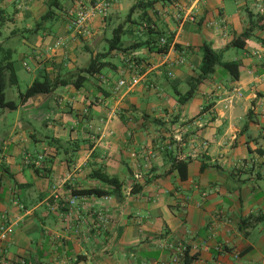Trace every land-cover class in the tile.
<instances>
[{
    "label": "crops",
    "instance_id": "obj_1",
    "mask_svg": "<svg viewBox=\"0 0 264 264\" xmlns=\"http://www.w3.org/2000/svg\"><path fill=\"white\" fill-rule=\"evenodd\" d=\"M124 1L83 37L70 30L76 0H60L44 22L52 0H0V63L11 51L19 81L17 41L33 76L28 87L70 78L109 45ZM179 12L195 21L178 20ZM142 14L140 23L132 17L134 30L124 25L122 42L147 40L153 24L156 41L172 37L167 54L113 52L111 75L0 109V224H14L0 264H184L175 261L179 248L198 255L193 264H264V14L255 0H179ZM247 31L244 48H229ZM61 39L66 47L56 48ZM204 42L239 63L240 78L219 67L181 104L200 74ZM121 80L127 85L116 90ZM15 112L24 117L10 124ZM40 156V166L28 162ZM174 161L188 162L185 180L171 171ZM97 169L123 183L122 198L72 195L108 188L90 177ZM134 185L142 190L132 193Z\"/></svg>",
    "mask_w": 264,
    "mask_h": 264
},
{
    "label": "trees",
    "instance_id": "obj_2",
    "mask_svg": "<svg viewBox=\"0 0 264 264\" xmlns=\"http://www.w3.org/2000/svg\"><path fill=\"white\" fill-rule=\"evenodd\" d=\"M82 1L85 5L94 4V0H76V4ZM179 0H147V1H139L137 2L129 11L128 20L131 21L137 10H141L143 12V16H147V11L149 9H153L157 4L168 5L177 3ZM112 4L115 3V0H111ZM48 12L43 16L41 22L50 20L54 18L55 10L60 9V0H52V2L48 5ZM111 9V8H110ZM76 10V9H75ZM108 16V15H107ZM106 16V17H107ZM71 21L74 18V13L71 14ZM106 17H100L102 19ZM98 18V17H97ZM95 20V19H94ZM40 25V23H39ZM147 30L150 31L146 34H149L145 41H139L131 44L130 46H125L122 42V37L125 34L124 25L120 24L115 30L112 39L109 40V49L107 52L98 53L97 55H92L91 60L87 67L79 69L76 74L71 76L70 78H58L54 81H51L47 78L37 79L35 80L25 92L20 93L19 102L9 101L6 99L5 91L7 86L9 85H18V77L15 72V68L13 63L11 62V51L4 50V60L0 63V109H8V110H17L19 106L24 105L30 98L39 95V94H51L55 92L60 87H66L68 85H72L76 89H81L87 82L90 81L91 78L99 76L103 70L107 68H112L114 65L111 62H107L106 59L113 53H123L128 54L129 52L136 51L141 48H148L151 51H155L159 54H167L172 45V37L162 36L155 40V29L153 24L147 27ZM153 34V35H150ZM249 32H245L242 36L237 37L229 46L244 48L246 46V40L249 37ZM165 38L166 43L161 45V39ZM158 42V43H157ZM202 53V65L200 68V74L198 77L193 78L190 81V89L184 94L180 95L179 102L184 104L190 101L197 87L202 84L210 75L214 74L217 68H222L226 72L230 73L234 79L240 78V64L236 62H225L223 60L224 51L214 50L212 45L208 42H204L201 46ZM8 61V62H6ZM145 120L149 119V116L144 114ZM151 122L153 124L158 125L160 123L159 119H152ZM55 144H57V148L63 147L61 146L60 141L53 140ZM78 147V145L76 146ZM77 149V148H76ZM74 150L76 152L77 150ZM70 162V161H68ZM187 167L188 162H177L174 161L173 168L171 171L178 170L181 178L185 180L187 178ZM91 178L97 179L102 184L106 185L108 188H90V189H81V190H72L73 196L85 195V196H96L99 198L107 197L109 195L118 196L120 198L123 197V183L115 176L108 175L101 171V169L94 170L90 175ZM142 190V186L134 185L132 189V193H137ZM197 254H191L189 249H186L184 253V264H193V262L197 259Z\"/></svg>",
    "mask_w": 264,
    "mask_h": 264
},
{
    "label": "built area",
    "instance_id": "obj_3",
    "mask_svg": "<svg viewBox=\"0 0 264 264\" xmlns=\"http://www.w3.org/2000/svg\"><path fill=\"white\" fill-rule=\"evenodd\" d=\"M118 0H115L117 2ZM257 3L258 10L260 14H264V0H255ZM112 6L111 0H94V4H87L85 5L82 1H79L77 3L76 10L72 12L74 13V18L71 21L70 30L73 32L76 36H88L90 34L89 30V24L97 18V17H106L109 13V10ZM178 20L184 21V20H191L195 21V15L187 12H179L176 15ZM166 43V39H161V45H164ZM67 42L63 39L59 40L56 44V48H62L66 47ZM172 75L171 73H169ZM127 85L126 80H121L116 88V90H119L122 87H125ZM43 157L40 156L37 160L31 161L28 159L29 163H33L37 167L41 165L43 162ZM13 222L6 217L3 218V221L0 224V242H5L10 238V235L12 233L13 229ZM186 249H180L177 253V258L175 261H184V253Z\"/></svg>",
    "mask_w": 264,
    "mask_h": 264
},
{
    "label": "rangeland",
    "instance_id": "obj_4",
    "mask_svg": "<svg viewBox=\"0 0 264 264\" xmlns=\"http://www.w3.org/2000/svg\"><path fill=\"white\" fill-rule=\"evenodd\" d=\"M137 2H139L138 0H125L124 1V4L122 5V7H121V11H120V14H119V19L117 20V22H116V24H114L112 27H111V29H109L108 31H107V35H108V38L109 39H112V37H113V35H114V30L120 25V24H123V25H127L128 26V29H135L136 28V25H134V24H130V22L129 21H127L128 20V14H129V11H130V9L134 6V3H137ZM133 5V6H132ZM141 11V10H140ZM139 16L138 15H135L134 14V16H133V19H134V21H137L138 23H140V21H139V18H138ZM4 29V31H3V36H7L8 35V30H7V27L5 28H3ZM14 30V29H13ZM23 35H26V34H23ZM4 40V39H3ZM13 47H14V49L15 50H18V52H17V54H15V56H14V59H15V61H16V68L18 69V71H19V73H18V75H19V84L18 85H15V86H11V87H9L8 89H7V98L8 99H10V100H14L15 102H19V93L22 91V92H25L26 91V89H27V87H28V85H29V81L30 80H32L33 79V76L32 75H30L29 73H28V71H26V68H24V67H22V65H23V63H22V61H21V59H20V50L22 49V44L21 43H19V42H17V41H15V42H13ZM104 47H105V49L104 48H102L100 51L101 52H105V51H108V49H109V45L108 44H104ZM233 51H239V52H241V50L240 49H232ZM89 57H90V55H88ZM231 54H229V55H227V56H225V59H229V58H231ZM112 60H114L115 61V59L114 58H112ZM27 62V65H28V67L31 69V70H35V68H36V66H35V64L31 61V60H27L26 61ZM104 73H109L110 74V70L109 69H105L104 70ZM105 75H107V74H105ZM111 75V74H110ZM114 77H116V79H119V75H113ZM62 92H65V89H63V88H60L57 92H56V94L57 95H59V94H61ZM96 94H99V92L97 91V89H96ZM62 111V110H61ZM23 117H24V115L22 114V113H10V115H9V123L10 124H12V123H14V121H15V119L17 118V119H19V120H22L23 119ZM25 119V118H24ZM29 118H26L25 120H28ZM39 129V132H40V134H43V133H45V132H47V131H45V129L44 128H42V127H38ZM50 134H51V136H53V134H52V131L50 130V132H49Z\"/></svg>",
    "mask_w": 264,
    "mask_h": 264
}]
</instances>
